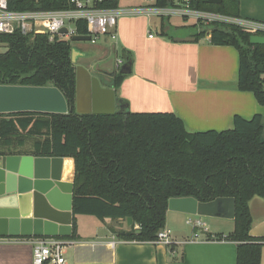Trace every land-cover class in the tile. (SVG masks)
Wrapping results in <instances>:
<instances>
[{
    "label": "trees",
    "instance_id": "trees-1",
    "mask_svg": "<svg viewBox=\"0 0 264 264\" xmlns=\"http://www.w3.org/2000/svg\"><path fill=\"white\" fill-rule=\"evenodd\" d=\"M170 0H157L160 7ZM26 2V4H25ZM118 0L100 6L115 9ZM191 8L239 18V0L219 5L192 0ZM70 0H18L15 10H66ZM80 36L87 33L77 23ZM204 26V28H203ZM196 41L209 32L213 45L234 47L240 58L239 91L251 92L264 107V44L250 43L251 34L224 23L194 24ZM264 37V33L260 34ZM0 86L56 87L70 112L0 114V155H35L72 158L75 163L73 234L57 237L79 241L76 217L93 216L104 221L132 218L129 230H114L121 241L154 243L165 229L168 204L173 198H195L208 203L217 198L235 199L234 231L215 239L237 245V264H261L264 239L250 235L249 204L264 198V117H234L229 131L189 133L172 113L80 115L76 112V64L71 42L48 35L23 36L20 31L0 35ZM126 60H132L129 53ZM126 75L117 73L111 86L118 89ZM24 134L36 138L32 152L12 149V138ZM19 145L24 146L20 141ZM173 251L175 246L170 247Z\"/></svg>",
    "mask_w": 264,
    "mask_h": 264
},
{
    "label": "crops",
    "instance_id": "crops-1",
    "mask_svg": "<svg viewBox=\"0 0 264 264\" xmlns=\"http://www.w3.org/2000/svg\"><path fill=\"white\" fill-rule=\"evenodd\" d=\"M156 3L157 0H135L123 5L118 0L115 9L141 11ZM239 13L241 19L264 24V0H239ZM173 20L177 21L175 26ZM190 21L179 16L157 17L142 12L122 14L116 29L102 35L96 44L73 46L75 64L87 68L104 88L115 91L116 112L172 113L183 121L189 133L232 130L237 115L246 120L256 115L264 117V107L253 93L237 88L238 51L231 46L213 45L210 32L196 41L194 32L179 30ZM177 38H195V41L181 42ZM100 42L102 46L98 45ZM129 53L132 72L115 90L111 86L114 77L104 72L119 73L117 60L125 63ZM110 57H113L111 62ZM29 148L30 153L33 145ZM68 161L74 171L73 160L64 158L62 182L67 184L73 182L71 176L65 175ZM249 208L253 220L250 235L264 239V198L254 197ZM187 216L168 209L165 228L172 231L174 251L163 244L117 239L114 230L130 228L123 220L100 221L93 216H77L80 239L65 240L69 243L65 254L67 264H237V245L215 239L217 234L232 233L235 224L228 229V219L210 218V222L201 219L208 230L191 227L188 232L182 225L190 219ZM71 218L73 234V213ZM28 239L0 238V264H33V248ZM261 264H264V246Z\"/></svg>",
    "mask_w": 264,
    "mask_h": 264
},
{
    "label": "water",
    "instance_id": "water-1",
    "mask_svg": "<svg viewBox=\"0 0 264 264\" xmlns=\"http://www.w3.org/2000/svg\"><path fill=\"white\" fill-rule=\"evenodd\" d=\"M219 5L222 0H207ZM66 29L61 31L62 34ZM176 41L194 42L195 38H177ZM72 42H90L88 36H76ZM250 43L263 45L264 37L252 35ZM9 51L0 45V55ZM75 49L72 61L76 63ZM132 60H126L118 71L132 72ZM113 78L117 72H104ZM76 112L80 115H107L116 113V94L104 88L100 80L85 67L76 66ZM70 112L65 95L56 87L0 86V114L8 113ZM72 159V158H71ZM74 162V159H72ZM64 158L35 155H2L0 161V238L3 237H69L72 235L74 171L72 183H63ZM235 199L217 198L200 203L195 198H173L170 211L201 217L235 219ZM132 226V218L127 219Z\"/></svg>",
    "mask_w": 264,
    "mask_h": 264
},
{
    "label": "built area",
    "instance_id": "built-area-1",
    "mask_svg": "<svg viewBox=\"0 0 264 264\" xmlns=\"http://www.w3.org/2000/svg\"><path fill=\"white\" fill-rule=\"evenodd\" d=\"M12 1L18 0H0V35H12L20 31L23 36L34 37L44 34L48 35L51 41L72 42L74 37L80 36L76 24L84 23L87 30L84 36L90 37V43L96 44L102 35L116 29L122 14H138V12L157 17L179 16L194 20L198 25L212 23L236 25L251 35L261 36L260 34L264 33L263 23L195 10L190 5L192 0H170L167 6L144 7L141 11L102 8L100 5L108 0H70L72 8L57 11L15 10L10 8ZM63 29L67 30L65 34L61 33ZM123 64V60H117V71ZM1 158L2 155L0 161ZM186 224L194 230H208L201 219H188ZM194 236L197 238L199 235L196 232ZM28 242L33 248V264H67L65 254L69 243L66 241L52 237H33L28 239ZM154 243L167 247L176 244L172 231L166 228L158 233L157 241Z\"/></svg>",
    "mask_w": 264,
    "mask_h": 264
},
{
    "label": "rangeland",
    "instance_id": "rangeland-1",
    "mask_svg": "<svg viewBox=\"0 0 264 264\" xmlns=\"http://www.w3.org/2000/svg\"><path fill=\"white\" fill-rule=\"evenodd\" d=\"M129 1H135V0H121V4H127ZM193 21L194 20H191L189 23H187L185 26V28H183V29H179V30H181V31H186V32H194V28H192L191 27V25H192V23H193ZM173 22H174V26H175V23H177V21L176 20H173ZM173 26V29H175V27ZM203 28H204V26H203ZM153 30H154V28H153ZM155 31V30H154ZM154 31H151L152 32V34L154 33ZM77 44H86V45H91V43L90 42H79V43H77V42H74V43H72V46H75V45H77ZM98 45H100V46H102V42H100V43H98ZM111 60H113V57H110L109 58V61L111 62ZM82 64V63H81ZM98 65V64H97ZM35 139L36 138H34V137H28V136H25L24 134H19L18 136H16V137H14V138H12V142H13V144H12V149H14V150H18V149H21V151H26V150H28V149H30L29 147L30 146H32L33 145V142L35 141ZM20 141H23L24 142V146L23 147H21L20 145H19V142ZM198 217V218H197ZM196 217V215H188L187 216V218H190V219H203V220H206V221H209L210 222V217H201V216H197ZM229 222L226 224V226H227V228L228 229H231L233 226H234V221L233 220H228ZM183 228L186 230V231H188V232H190L191 231V227L190 226H187L186 225V223H185V221L183 222ZM170 226H172V224L170 225ZM172 229V228H171ZM227 229V230H228ZM173 230V229H172ZM174 232V231H173Z\"/></svg>",
    "mask_w": 264,
    "mask_h": 264
},
{
    "label": "bare ground",
    "instance_id": "bare-ground-1",
    "mask_svg": "<svg viewBox=\"0 0 264 264\" xmlns=\"http://www.w3.org/2000/svg\"><path fill=\"white\" fill-rule=\"evenodd\" d=\"M65 175L67 177H70L72 175V166H71V162L70 161H68L67 164H66Z\"/></svg>",
    "mask_w": 264,
    "mask_h": 264
}]
</instances>
